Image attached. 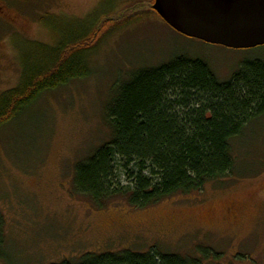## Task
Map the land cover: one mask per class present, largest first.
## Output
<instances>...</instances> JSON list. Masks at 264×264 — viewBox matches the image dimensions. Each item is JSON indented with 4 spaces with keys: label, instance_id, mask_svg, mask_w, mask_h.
<instances>
[{
    "label": "rangeland",
    "instance_id": "rangeland-1",
    "mask_svg": "<svg viewBox=\"0 0 264 264\" xmlns=\"http://www.w3.org/2000/svg\"><path fill=\"white\" fill-rule=\"evenodd\" d=\"M153 3L0 0V94L19 82L25 41L57 45L89 18L103 33L89 54L86 78L42 93L0 127V213L11 264L152 247L201 264H264V114L232 140L234 172L200 192L138 208L119 198L96 206L73 187L76 163L109 141L104 110L114 85L131 71L189 55L224 81L241 62L264 60V45L235 49L178 33ZM104 17L111 23L100 25Z\"/></svg>",
    "mask_w": 264,
    "mask_h": 264
},
{
    "label": "trees",
    "instance_id": "trees-1",
    "mask_svg": "<svg viewBox=\"0 0 264 264\" xmlns=\"http://www.w3.org/2000/svg\"><path fill=\"white\" fill-rule=\"evenodd\" d=\"M92 21L73 25L54 46L25 41L19 82L0 94V127L20 116L42 93L90 74L89 54L103 34ZM111 21L104 17L98 22L104 26ZM263 114L264 60L241 62L224 81L205 60L189 55L138 68L112 88L104 110L110 139L76 163L73 187L96 206L119 198L138 208L200 192L209 182L234 172L231 142ZM5 250L0 213V261L11 264ZM52 264L201 261L152 247L145 252H87L77 260Z\"/></svg>",
    "mask_w": 264,
    "mask_h": 264
},
{
    "label": "water",
    "instance_id": "water-1",
    "mask_svg": "<svg viewBox=\"0 0 264 264\" xmlns=\"http://www.w3.org/2000/svg\"><path fill=\"white\" fill-rule=\"evenodd\" d=\"M152 8L190 38L235 49L264 45V0H154Z\"/></svg>",
    "mask_w": 264,
    "mask_h": 264
},
{
    "label": "flooded vegetation",
    "instance_id": "flooded-vegetation-1",
    "mask_svg": "<svg viewBox=\"0 0 264 264\" xmlns=\"http://www.w3.org/2000/svg\"><path fill=\"white\" fill-rule=\"evenodd\" d=\"M0 9H1V8H0ZM0 13H2V15H5V14H4V9H2V10L0 11ZM227 215H228L229 217H232V218L235 217V213H234V211H233L232 209H229V210L227 211Z\"/></svg>",
    "mask_w": 264,
    "mask_h": 264
}]
</instances>
